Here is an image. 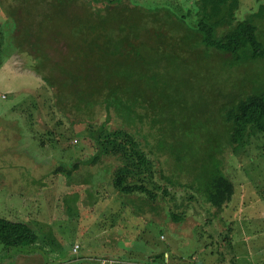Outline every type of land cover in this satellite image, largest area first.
<instances>
[{
	"label": "rangeland",
	"instance_id": "obj_1",
	"mask_svg": "<svg viewBox=\"0 0 264 264\" xmlns=\"http://www.w3.org/2000/svg\"><path fill=\"white\" fill-rule=\"evenodd\" d=\"M132 1L160 3L179 15L191 10L188 19H195V0ZM263 2L240 0L237 17ZM108 6L91 0H0V217L27 223L38 237L20 248L0 243V264H264L261 133L251 134L237 153L228 146L223 150V171L234 193L221 209L167 183V193L157 191L150 209L142 202L144 194L126 195L113 187L115 157L85 163L95 151L87 127L108 114L103 104L87 107L88 113L78 103L83 112L76 110L68 91L59 99L60 114L55 87L48 86L53 73L46 60L65 53L70 32L101 65L104 50L120 47L118 37L70 29V17L93 16L96 10L102 15L113 8ZM151 26L148 21L146 27ZM140 28L131 24L121 35L133 41ZM259 36L264 39V26ZM201 71L206 75L204 67ZM201 82L209 87L204 78ZM115 119L112 114L108 126L119 127ZM127 130L144 145L139 132ZM157 180L165 184L158 172ZM170 212L182 220L172 221Z\"/></svg>",
	"mask_w": 264,
	"mask_h": 264
},
{
	"label": "trees",
	"instance_id": "obj_2",
	"mask_svg": "<svg viewBox=\"0 0 264 264\" xmlns=\"http://www.w3.org/2000/svg\"><path fill=\"white\" fill-rule=\"evenodd\" d=\"M91 1L113 8L102 15L99 10L93 16L72 15L69 28L117 36L118 50H104L103 63L96 65V56L81 38L68 32L65 53L46 60L53 73L48 86L55 87L60 114L64 110L59 99L67 91L76 110L83 112L81 103L87 112V107L103 104L108 114L87 127L95 151L85 163L115 157L119 164L113 187L126 195L144 194L142 202L150 209L157 191L167 193L166 183L183 186L221 209L234 193L223 171V150L228 146L237 153L251 134L264 137V39L259 36L264 2L238 18L240 0H195V19L189 21L191 10L179 15L160 3ZM131 24L141 27L133 41L121 35ZM203 78L209 87L201 84ZM207 96L202 108H194ZM112 114L117 128L108 126ZM59 124L57 120L54 127ZM127 128L139 132L144 145ZM157 172L165 184L157 180ZM140 209L144 211L142 205ZM169 215L175 222L183 218ZM37 238L27 223L0 217L4 247L30 246Z\"/></svg>",
	"mask_w": 264,
	"mask_h": 264
},
{
	"label": "built area",
	"instance_id": "obj_3",
	"mask_svg": "<svg viewBox=\"0 0 264 264\" xmlns=\"http://www.w3.org/2000/svg\"><path fill=\"white\" fill-rule=\"evenodd\" d=\"M2 97H4V95Z\"/></svg>",
	"mask_w": 264,
	"mask_h": 264
}]
</instances>
